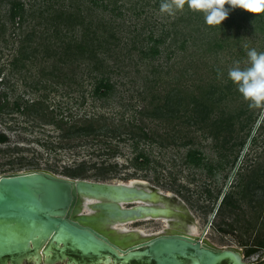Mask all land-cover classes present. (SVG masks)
Masks as SVG:
<instances>
[{
    "label": "rangeland",
    "instance_id": "rangeland-1",
    "mask_svg": "<svg viewBox=\"0 0 264 264\" xmlns=\"http://www.w3.org/2000/svg\"><path fill=\"white\" fill-rule=\"evenodd\" d=\"M19 1L27 18L13 30L6 19L9 6L0 0V22L7 28L0 33V94L6 105L0 132L8 140L0 144V174L47 170L72 179L143 181L186 205L196 222L194 234L204 232L220 248L242 249L248 264H264V105L250 107L228 77L234 62L250 66V48L264 52V13L230 11L216 31L220 47L212 48L202 33L207 30L203 12L193 18L200 21L198 27L181 23L187 3L169 15L160 11L164 0ZM63 11L82 14L84 22L65 31L57 18ZM31 31L32 39L23 43L31 55L16 67L20 39ZM92 32L106 40L104 48L93 51L103 60L100 70H93L95 59L85 51L77 52L60 76L50 75L58 64L55 43H80L83 37L91 42ZM128 38L139 43L136 50L124 47ZM161 38L160 56L141 53ZM185 38L183 49H176ZM107 74L116 81L112 95H92V78ZM211 87L217 89L213 98L221 94V100L206 103L212 112L202 123L188 122L193 100ZM171 88L181 91L177 112L155 118L143 114L164 106ZM31 102L40 106L37 113L26 110ZM87 123L103 132L68 134ZM117 128L119 133L110 132ZM140 130L146 139L133 138ZM139 154L147 162L135 161ZM164 226L162 219L126 225L148 233Z\"/></svg>",
    "mask_w": 264,
    "mask_h": 264
},
{
    "label": "water",
    "instance_id": "water-1",
    "mask_svg": "<svg viewBox=\"0 0 264 264\" xmlns=\"http://www.w3.org/2000/svg\"><path fill=\"white\" fill-rule=\"evenodd\" d=\"M168 201L169 208L151 205ZM131 203L138 204L124 206ZM143 216L168 222L153 234L120 228ZM191 224L182 201L145 182L0 174V264H248L242 249L217 247Z\"/></svg>",
    "mask_w": 264,
    "mask_h": 264
},
{
    "label": "trees",
    "instance_id": "trees-1",
    "mask_svg": "<svg viewBox=\"0 0 264 264\" xmlns=\"http://www.w3.org/2000/svg\"><path fill=\"white\" fill-rule=\"evenodd\" d=\"M93 1V0H92ZM7 4H8V8L6 10V19L11 23L12 29H16V28H20L22 27L23 23H25V19L27 18V12H26V8L25 5L22 1L19 0H6ZM95 2V0H94ZM97 4V2H95ZM187 3V0H186ZM185 3V4H186ZM227 6V5H226ZM47 9V8H46ZM117 10V9H116ZM188 8L187 11H185L184 15L185 16H180V21L181 23H185L186 25L194 22L196 24V26L198 27L200 21H196L193 18L199 19L201 17L200 13L198 11H193ZM115 11V10H112ZM201 12V11H200ZM264 13V12H263ZM200 15V16H199ZM264 18V14L262 16ZM58 19H60V21L62 23L59 24H63L66 29L65 31H69L71 30V28H73L75 25L80 24L82 22H84V18L81 15H79V13L77 12H70V11H66V12H61L59 14V16L57 17ZM207 29L206 31L203 30L202 33L205 35V37L207 38L205 40L206 43H211L212 48H219V41L217 39V34L216 31H221L222 27L218 26V25H207L206 26ZM6 25L0 22V33H5L6 32ZM106 29V28H104ZM53 30L55 31V33L57 34V38L59 36V28H57V26L55 28H53ZM165 36L168 35L167 31H164L163 33ZM177 34V31L175 32V35ZM179 34L183 37L185 36L183 33L179 32ZM34 35V32H27L26 34H24L21 39H20V44L21 46L19 47V49L17 50V56L15 57V60L13 61L14 66L19 67V65L17 64L19 61H21L22 59L28 58L29 55H31L32 49L30 51H28V48L23 45L24 42H28L32 39ZM88 34H85L84 36H87ZM93 36H90L91 42H88L87 38L83 37V41L82 42H73L72 39L67 40V41H63V42H56L55 43V47L53 52V55L56 57V63L58 64H54V68H52V70L49 72L50 75H53L55 77L60 76L61 73H63L64 68L67 67L68 64L73 63V58L76 59L75 55L76 53H80L83 54L85 51L88 52L89 58L91 59H95L94 60V64H93V70L98 71L100 70V67H102L103 60L99 59L96 57V54L93 52L95 49L98 48H104L103 43L106 42L105 38H97L94 37L95 33L92 32ZM115 36V35H114ZM226 36V35H225ZM113 37V36H112ZM228 36H226V38L222 39V40H226L227 41ZM214 41V42H213ZM154 45L152 44V46H150L149 48H143L141 49V53L142 54H146V55H150L151 57H158L161 54L160 48L159 46L164 44V39H158V40H153ZM180 48L179 46H175L176 49H183V47L187 44V38L183 39L182 42L180 41ZM179 44V45H180ZM123 45L125 46H129L131 45V47H133L134 50L137 49V46L139 45V43L137 41H135V39H125L123 41ZM73 49H75L76 51L74 52ZM47 53L49 54L48 50L46 49ZM106 51V50H105ZM35 52V50L33 51V53ZM32 53V54H33ZM19 59H18V58ZM31 57V56H30ZM18 59V60H17ZM22 63V62H21ZM23 67V65L21 66ZM20 67V68H21ZM63 70V71H62ZM110 75V74H109ZM108 74L105 75H100V76H94V86H93V91H92V95L95 96H99V97H108L109 95H112V93L114 92L115 88H116V81H112L111 79V75L109 76ZM64 76V74L62 75V77ZM217 91L216 88L211 87L210 90L208 92H206L202 99L199 98H195L193 100V102H195L194 108H192V114L189 115V119L187 120L190 123H194V124H198V123H202L207 117L208 115L212 112L211 109L209 108V106L206 105V103L211 102L212 104H215L217 101L221 100V94L214 99L213 95L215 94V92ZM181 91L178 90L177 88H171L166 96V101H165V105L162 107H158L157 110H155V108L152 110V112H150V114L147 113H143L141 112V114H145V115H150L151 117L155 118V117H164L167 116V114L169 113V116L172 115L173 112H177L181 101H182V97H181ZM3 95L0 94V111H2L3 107H6L5 105V99ZM31 105H28L26 108V110H31L34 109L37 113L38 109L40 106H37L38 104H34V102L30 103ZM15 106L18 108H20L21 106L17 103L15 104ZM219 121L222 122V119H220ZM110 131V130H109ZM67 132V131H66ZM103 129L101 127H94L93 124L91 123H87L86 125L82 126V127H77L74 129V131L70 132V130L68 131V134H80V135H85V136H89L91 134H99L102 133ZM110 132H114V133H119V128L117 129H112ZM140 135L138 134H134L133 138H140V139H146L147 135L145 132H143L142 130H140ZM136 136V137H135ZM8 142L7 137L5 136L4 133L0 132V144L6 143ZM143 159L144 162H147V158H144V156H141V154H139L138 156L135 157V161H139V159ZM73 177L78 176L77 174H72ZM78 179V178H75ZM226 198V197H225ZM224 198L223 202H226V199Z\"/></svg>",
    "mask_w": 264,
    "mask_h": 264
},
{
    "label": "clouds",
    "instance_id": "clouds-1",
    "mask_svg": "<svg viewBox=\"0 0 264 264\" xmlns=\"http://www.w3.org/2000/svg\"><path fill=\"white\" fill-rule=\"evenodd\" d=\"M186 0H164L160 11L174 15L183 10ZM189 9L201 11L207 25H219L229 16L230 11L241 8L250 13L264 12V0H187ZM228 5L229 7H226ZM248 67L241 68L240 62L228 70L229 79L236 84L238 92L249 101L250 107L264 105V52L250 48L247 52Z\"/></svg>",
    "mask_w": 264,
    "mask_h": 264
},
{
    "label": "bare ground",
    "instance_id": "bare-ground-1",
    "mask_svg": "<svg viewBox=\"0 0 264 264\" xmlns=\"http://www.w3.org/2000/svg\"><path fill=\"white\" fill-rule=\"evenodd\" d=\"M137 181H139V180L131 181L130 183H126V184L133 185ZM140 182H143V181H140ZM87 202L89 204V203L93 202V200H88ZM140 204H142V203H140ZM151 205L160 206V207H163V208H169V201L166 202V203L151 204ZM173 207L175 209H177V207H179V206L177 204H173ZM155 219H159V218H156V217H153V216H143V217H141L139 219H136V220H133V221H129L128 223H125V224L120 225L121 226L120 228H122V230H131V229H128L126 227L127 224H129V223L131 224V223H135V222H141V221L155 220ZM163 221H164V223H166V222H168V219H164ZM187 228H188V230L190 232L194 233V231H195V225H192V224L191 225H187ZM135 231H138L139 233H143V234H153V232L152 233H148L149 230H143L141 228L140 229L137 228V229H135ZM156 233H158V232H156Z\"/></svg>",
    "mask_w": 264,
    "mask_h": 264
},
{
    "label": "flooded vegetation",
    "instance_id": "flooded-vegetation-1",
    "mask_svg": "<svg viewBox=\"0 0 264 264\" xmlns=\"http://www.w3.org/2000/svg\"><path fill=\"white\" fill-rule=\"evenodd\" d=\"M136 204H138V203H131V204H126V206L127 207H130V206H134V205H136ZM135 223H138V222H135ZM133 230H135V229H137V228H132ZM131 229V230H132Z\"/></svg>",
    "mask_w": 264,
    "mask_h": 264
}]
</instances>
